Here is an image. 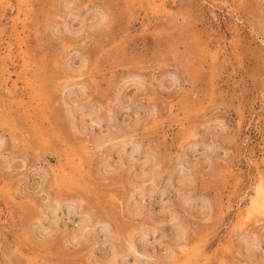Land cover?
Wrapping results in <instances>:
<instances>
[{
	"label": "rangeland",
	"instance_id": "1",
	"mask_svg": "<svg viewBox=\"0 0 264 264\" xmlns=\"http://www.w3.org/2000/svg\"><path fill=\"white\" fill-rule=\"evenodd\" d=\"M262 195L264 0H0V264H264Z\"/></svg>",
	"mask_w": 264,
	"mask_h": 264
},
{
	"label": "bare ground",
	"instance_id": "2",
	"mask_svg": "<svg viewBox=\"0 0 264 264\" xmlns=\"http://www.w3.org/2000/svg\"><path fill=\"white\" fill-rule=\"evenodd\" d=\"M147 177H144V176H141L139 178H137V182H145L146 180H148V178L146 179ZM153 178V176L151 177V179ZM150 179V178H149ZM260 191H258L259 193ZM261 206H264V195H262V201H261Z\"/></svg>",
	"mask_w": 264,
	"mask_h": 264
}]
</instances>
